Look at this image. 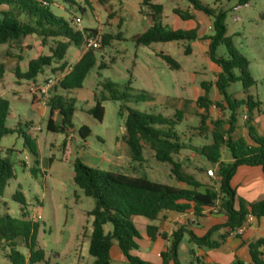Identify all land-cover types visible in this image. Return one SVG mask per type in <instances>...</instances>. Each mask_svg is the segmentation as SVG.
<instances>
[{"label":"rangeland","instance_id":"374dc122","mask_svg":"<svg viewBox=\"0 0 264 264\" xmlns=\"http://www.w3.org/2000/svg\"><path fill=\"white\" fill-rule=\"evenodd\" d=\"M203 4L227 11V35L234 47L249 60L248 69L255 84L245 88L241 81L232 83L227 89L237 100H246L248 96L257 102L255 113L259 111L264 126V0H249L240 5L239 0H200ZM163 5L162 24L171 29H196L199 38L195 41H172L153 43L149 46H137L134 36L141 34L152 25L150 11L141 13L140 0H58L51 9L69 21L80 18V28H95L103 34L121 33V39L111 40L110 44L95 50L96 65L90 70L81 89L55 93L64 94L76 100V110L72 127L67 131L52 132L47 129L49 107L32 103L28 92L31 80L19 79L16 69L22 72L28 68L29 61L40 55L51 54L55 39L46 41L33 33L20 41L0 45V97L10 102V114L6 124L15 129L13 134L5 136L0 143V156H8L12 165L13 177L5 191L0 195V217L5 214L21 218L22 213L39 225L36 233V250L44 252V260L34 264H90L92 256L88 251L89 235L93 229V217L88 215L95 206V199L88 197L73 183L74 164L77 159L90 167L127 173L128 175L147 177L150 180L179 185L168 164L160 163L154 151L144 148L143 162H134L129 147L123 141L122 129L126 113H120L121 101L103 102L105 116L96 120L88 112L95 105L94 94H100L102 83L113 81L121 91L130 95L128 105L140 112L163 114L172 117L181 112L182 119L176 130L185 148L176 155L183 170L193 174L204 184L218 187L215 164L199 155L198 147L212 141L211 131L216 121L223 128L228 127L231 111L223 96L215 86L221 68L214 64L208 55V41L205 36L213 34V18L196 11L189 0H153ZM178 8L182 12L194 15L183 20L174 13ZM0 5V20L6 10ZM26 21L25 14H19ZM64 39V38H63ZM190 48V53L186 50ZM84 47L70 46L66 61L74 65L85 52ZM171 55L180 68H171L159 55ZM218 54L227 56L224 45ZM104 63L106 67L100 68ZM57 63L47 66L37 81L54 75L60 78V72L52 71ZM209 82L208 96L214 105L210 108L207 120L208 131L201 132V114L197 99L205 94L202 82ZM130 86L131 90H126ZM144 100H139V95ZM247 106L241 104L238 109V123L247 122L244 115H250ZM42 126L41 131L31 127ZM88 126L91 134L83 139L79 135L82 126ZM241 126H244L242 124ZM26 139L30 143V150ZM228 155L222 148V156ZM120 155L119 158L117 156ZM214 170V175L208 173ZM41 216L38 218V216ZM109 226H107V229ZM16 248L29 256V249L21 238L15 240ZM10 247L0 240V264H11L8 254ZM181 264H191L189 249L181 248ZM31 264V263H27Z\"/></svg>","mask_w":264,"mask_h":264},{"label":"trees","instance_id":"16d2710c","mask_svg":"<svg viewBox=\"0 0 264 264\" xmlns=\"http://www.w3.org/2000/svg\"><path fill=\"white\" fill-rule=\"evenodd\" d=\"M58 0H0V5H5L2 10L4 15L0 20V45L23 38L36 33L46 41L55 39V47L51 48V54L40 55L29 61L28 68L22 72L16 69L15 75L19 79L34 80L44 72L47 66L57 63L52 71L63 73L57 88L62 91L81 89L84 80L90 70L97 63V56L93 48L87 49L81 58L72 66L66 61V55L70 46L84 47L86 39L95 35V28H80L76 24V18H71L75 27L72 28L69 21L59 16L52 9ZM71 2V0H62ZM196 11H201L213 18V34L205 36L208 41V55L210 60L221 68L217 75L215 86L223 96L231 111L228 127L223 128L221 121H216L211 131L212 141L198 147L199 155L206 158L210 163L218 165L216 175L219 186L204 184L193 174L186 173L182 164L176 159L184 148L176 130L182 119L181 112H176L172 117L159 113L140 112L128 105L129 93L121 91L117 84L111 80L102 83L100 94L95 93V105L89 110V114L96 120L102 121L105 116L103 102L106 100L121 101L120 113H126L124 122L123 140L129 147L131 158L134 162H143L144 148L148 146L154 151L156 160L170 165L171 173L178 183L184 186L170 185L153 181L147 177L128 175L127 173L113 172L100 168L90 167L77 159L74 164L73 183L77 185L86 196L95 199L94 208L88 212L93 217V229L89 235L88 251L94 257L93 264H111L110 251L117 244L123 255L131 264H152L144 261L133 251L138 249L136 242L140 233L135 225L137 217H145L150 220L157 219L166 211L187 213L191 210L196 215H201L205 210L217 208L219 213L226 216L223 224L231 230L242 226L249 215L255 218H264V199L247 203L243 199L237 200L236 190L231 185V180L238 167L261 166L264 171V134H258V123L251 115L258 105L250 96L246 100H237L228 92L232 83L241 81L245 88L255 84L248 66L249 60L234 47L232 40L227 35V11L216 10L200 0H189ZM220 2L222 0H215ZM231 1V0H227ZM249 0H239V4H247ZM104 3L105 0H100ZM141 13L144 9L150 11L152 25L141 34L134 36L137 46H149L153 43L172 41H195L199 38L196 29H171L162 24L163 5L154 3L153 0H141ZM25 14L28 20L23 21L19 14ZM174 13L183 20H190L194 15L189 12L175 8ZM64 38V39H63ZM121 39V33L103 34L102 45L110 44L111 40ZM224 45L227 56L218 54V49ZM190 53V48L186 50ZM171 68H180L179 63L168 54H159ZM100 68L106 67L101 63ZM3 69L0 67V73ZM205 94L200 95L197 103L205 113L201 114L200 131H208L207 120L210 117V108L214 105L208 96L210 90L209 82H202ZM128 86L126 90H131ZM139 100L145 96L139 95ZM35 103V100L32 101ZM76 100L64 94L55 93L49 103V115L47 129L52 132L67 131L72 127V119L76 110ZM241 104L247 106L248 120L246 138L235 137L238 123V109ZM10 114V102L0 97V143L2 139L16 130L7 126L6 121ZM91 134L88 126L79 129V135L86 139ZM30 150L32 147L26 139ZM225 147L231 157L230 161H222V148ZM13 163L8 156H0V195L5 191L10 179H12ZM216 212V213H217ZM27 213L22 217H14L5 214L0 217V240H5L11 248L8 258L11 264H34L44 260V252L36 250V233L39 225L36 221L28 219ZM107 226L109 228L107 229ZM219 227L210 230L204 236H196L191 233V241L198 247L216 248L222 242L213 241L212 233ZM147 233L151 239L159 234L155 225L147 227ZM21 238L29 249V256L16 248L15 240ZM183 238V232L177 231L173 235L171 247L162 253L163 264L178 261V246ZM250 255L253 264H264V237L249 243ZM235 264H243L237 261Z\"/></svg>","mask_w":264,"mask_h":264},{"label":"crops","instance_id":"0c3cea01","mask_svg":"<svg viewBox=\"0 0 264 264\" xmlns=\"http://www.w3.org/2000/svg\"><path fill=\"white\" fill-rule=\"evenodd\" d=\"M38 79L37 77L34 80ZM33 99L32 97V101ZM33 104H37L36 100ZM246 113L248 114L249 112ZM247 118L248 115H244V119L246 120ZM254 120L259 125L257 129L258 134H264V126L261 124L258 110ZM242 124L244 126H241ZM242 124L237 123V129L234 134L237 138L247 137L248 129L246 128V123L243 121ZM124 132L123 127L122 133L124 134ZM119 157L120 155L117 156V158ZM230 160L229 153L228 155L225 154L224 157L222 156V161L227 162ZM217 167L218 165H215L216 169ZM231 185L236 190L237 200L240 198L247 203H251L264 199L263 168L261 166L247 165L238 167L231 180ZM178 186H184V184L179 183ZM225 221L226 216L224 214L210 210H205L201 215H196L193 210L187 213L166 211L155 220L137 217L135 219V225L141 237L136 240L138 249L134 250L133 254L152 264H163L162 253L171 247L174 233L182 231L183 238L177 250L178 261L181 248H187L189 249L192 261L191 264H235L237 261H241L243 264H253L249 243L264 237V218H254L242 234H235L231 229L224 226ZM149 225H155L158 228L159 234L155 239H151L147 233V227ZM215 227L219 228L212 233V240L222 242L218 247H198L191 241V233L201 237ZM110 255L111 264H131L117 244L112 246ZM93 262L94 257L92 256L90 264H93ZM169 264L175 263L170 261Z\"/></svg>","mask_w":264,"mask_h":264},{"label":"built area","instance_id":"2783aa9c","mask_svg":"<svg viewBox=\"0 0 264 264\" xmlns=\"http://www.w3.org/2000/svg\"><path fill=\"white\" fill-rule=\"evenodd\" d=\"M76 24L78 27H80L82 24V20L80 18H76ZM102 35L103 33L100 30H98V32L95 35H93L90 38H87L86 43L84 45L85 50L90 49V48H93L94 50L99 49L102 45ZM63 76L64 74L62 73L60 78H62ZM60 78L59 77L56 78L54 75H51V76L44 78L41 81L34 80L28 85L27 87L28 92L36 100L37 104H40L43 107H49L51 97L53 96V93L55 92L56 86ZM31 129L34 131H41L42 126L41 125L37 127L32 126ZM208 173L210 175H214V170L209 169ZM210 211L217 212L218 209L212 208L210 209ZM40 217L41 216L39 215L38 218ZM254 218L255 217L253 215H249L246 222L242 226L232 231L235 234L244 233L246 227L249 225L251 221H253ZM263 256H264V249H263Z\"/></svg>","mask_w":264,"mask_h":264},{"label":"water","instance_id":"95a60500","mask_svg":"<svg viewBox=\"0 0 264 264\" xmlns=\"http://www.w3.org/2000/svg\"><path fill=\"white\" fill-rule=\"evenodd\" d=\"M74 169H75V167H74Z\"/></svg>","mask_w":264,"mask_h":264}]
</instances>
